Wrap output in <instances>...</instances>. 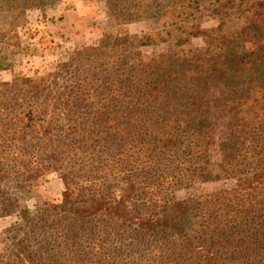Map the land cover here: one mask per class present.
Listing matches in <instances>:
<instances>
[{
	"label": "trees",
	"instance_id": "obj_1",
	"mask_svg": "<svg viewBox=\"0 0 264 264\" xmlns=\"http://www.w3.org/2000/svg\"><path fill=\"white\" fill-rule=\"evenodd\" d=\"M59 1L0 0V13L12 17L11 32L28 12ZM106 6L116 24L155 22L147 41L165 48L137 58L129 54L131 38L105 37L55 74L4 85L10 93L0 94L9 97L0 101V157H16L4 154L8 136L56 161L69 154L92 165L106 151L110 172L139 168L154 193L144 204L130 203L131 176L118 184L115 199L91 182L81 197L68 185L61 205H46L38 218L28 209L20 213L24 222L0 264H264V0H106ZM204 16L214 26L204 28ZM218 114L227 118L221 140ZM214 146L216 176L209 171ZM38 172L31 169L22 188ZM210 179H236L237 187L202 199L163 196L166 186Z\"/></svg>",
	"mask_w": 264,
	"mask_h": 264
},
{
	"label": "rangeland",
	"instance_id": "obj_2",
	"mask_svg": "<svg viewBox=\"0 0 264 264\" xmlns=\"http://www.w3.org/2000/svg\"><path fill=\"white\" fill-rule=\"evenodd\" d=\"M12 24V17L0 13V94L10 93V90L6 92L4 85L44 78L57 73L58 68L68 63L79 49L97 46L105 37L131 38L134 44L133 48H129V54L137 58L139 54L148 57L165 48L152 46L147 41L148 32L157 28L155 22L116 24L108 16L106 0H60L45 12L39 10L28 12L24 17V24L10 32ZM202 24L204 28L214 26L207 16L203 17ZM193 46H202V42L194 40ZM2 98L5 104L9 102V97L0 96V101ZM4 117L0 116V128L4 126ZM216 118L220 124L216 127L217 137L221 140L227 133V125L224 126L227 124V118L223 114H218ZM37 137L44 139L41 134ZM9 138V136L4 138V154L15 153L16 157L5 155L0 157V170L3 171L0 173V263L11 251L7 246L10 237L14 235V228L24 222L20 213L28 209L33 218H38L46 205H61L68 185L74 196L81 197L88 189L86 187L88 182H91L93 189L101 187L104 191L103 196L115 199L114 192L119 194L120 190L118 184L131 176L125 185V192L130 196L128 199L131 198L130 203L144 204L154 193L146 189L149 182L146 180L147 176L139 172L141 171L139 168L133 169V166L126 168L122 165L113 173L110 172L108 162L105 164V160L109 158L108 154H104L106 151L97 161V164L102 165L96 167L97 164H89L91 161L89 157L84 161L80 160L79 164L73 161L69 154L56 161L53 157H47L48 153L42 149H37L39 151L37 153L32 149L25 151L26 146L15 145ZM24 153L30 154V157H24ZM33 156L37 158L33 159L34 161L31 160ZM16 161L22 164V167L18 168ZM219 162V149L218 146H214L212 159H209V171H212L214 176L218 172ZM104 164L108 167L106 174ZM78 168L79 171H76ZM94 168H97V171ZM31 169L39 170L38 175L30 179V184L33 183L31 187L22 188L24 184L22 180ZM128 169H131L132 173H127ZM1 176L4 178L1 179ZM129 182L132 184L135 182L136 187L132 188ZM235 187L236 179H210L204 183L196 180L192 185L183 188L166 186L162 192L166 199L170 195L174 199L190 200L202 199L217 191H230ZM133 189L136 193L130 195ZM75 198L70 201L76 202Z\"/></svg>",
	"mask_w": 264,
	"mask_h": 264
}]
</instances>
